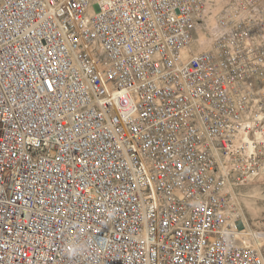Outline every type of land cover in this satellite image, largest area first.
<instances>
[{
    "label": "built area",
    "instance_id": "2783aa9c",
    "mask_svg": "<svg viewBox=\"0 0 264 264\" xmlns=\"http://www.w3.org/2000/svg\"><path fill=\"white\" fill-rule=\"evenodd\" d=\"M212 3L0 0V264H264V0Z\"/></svg>",
    "mask_w": 264,
    "mask_h": 264
},
{
    "label": "rangeland",
    "instance_id": "374dc122",
    "mask_svg": "<svg viewBox=\"0 0 264 264\" xmlns=\"http://www.w3.org/2000/svg\"><path fill=\"white\" fill-rule=\"evenodd\" d=\"M213 3V13L214 18L217 16V14L221 11V9L227 4L230 0H212ZM236 192V202L237 204H240L242 206V209L246 215L247 218V226L245 221L243 220L242 215L238 217V220L240 222V228L242 230L250 229L251 233H254L256 235L264 234V180L261 177L253 178L249 184L237 188ZM249 196H252L253 198L250 199V202L252 204V207L254 208V213L251 214L247 206L245 204L244 199L250 198ZM240 201H238V200ZM239 213V210L238 212ZM244 221V222H243ZM249 233V231H248ZM249 240L253 239L248 238ZM255 242L259 243L260 249L264 255V239L261 237H257L254 239Z\"/></svg>",
    "mask_w": 264,
    "mask_h": 264
},
{
    "label": "bare ground",
    "instance_id": "6f19581e",
    "mask_svg": "<svg viewBox=\"0 0 264 264\" xmlns=\"http://www.w3.org/2000/svg\"><path fill=\"white\" fill-rule=\"evenodd\" d=\"M236 196V195H235ZM250 198H248V199H244V201H245V204H246V206H247V209H248V211L251 213V214H253L254 213V208L252 207V204H251V202H250V199H252L253 197L252 196H249ZM238 200V199H237ZM239 201V200H238ZM240 202V201H239ZM236 205H237V207H238V210H239V215H242V217H243V220L245 221H243L244 223H246V226L248 225L247 224V218H246V215H245V213H244V211H243V209H242V206L240 205V204H237V202H236ZM248 227V226H247ZM248 231H249V233H248ZM239 237H240V239H242L243 240V242H245L246 244H249V242L251 243L252 242V240H254L255 238H257V237H261L262 239H264V234H262V235H256V234H254V233H251L250 232V229H246V230H244V231H242L240 228H239ZM250 236H251V238H253V239H251V240H249L248 238H250ZM256 245H257V247L258 248H260V245H259V243H257L256 242Z\"/></svg>",
    "mask_w": 264,
    "mask_h": 264
}]
</instances>
